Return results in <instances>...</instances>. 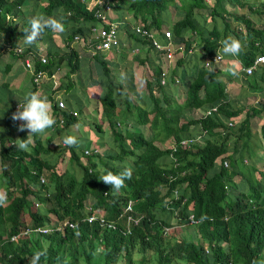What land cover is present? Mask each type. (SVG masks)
<instances>
[{
	"label": "trees",
	"instance_id": "trees-1",
	"mask_svg": "<svg viewBox=\"0 0 264 264\" xmlns=\"http://www.w3.org/2000/svg\"><path fill=\"white\" fill-rule=\"evenodd\" d=\"M213 1L211 4L205 0H118L114 11L119 22L124 19L127 23L148 29L168 27L174 39L180 40L187 31L196 32L208 54L216 48L218 40L233 34L238 40H243V50L238 59L243 65L249 64L259 51L253 42L264 39V26L255 27L250 18L233 14L235 20L244 23V33L238 26L232 25L228 16L223 15L222 0ZM233 1L241 4L240 0ZM26 3L27 0H0V9L11 10ZM36 13L57 17L63 14L66 26V32L62 34L46 29L37 41L40 46L71 40L75 33L85 35L89 28L84 27L97 21L84 0H35L31 17ZM126 22H121L120 27H124L128 38H134ZM0 31L11 33V38L14 37L15 28L4 22L1 13ZM22 43L24 51H34L30 48L34 45L25 48L23 39ZM57 48L55 45L54 58L59 55L60 62L68 59L70 69L79 66L76 51L67 50L65 56ZM48 52L53 54L49 49ZM150 52L148 50V54ZM97 59L101 66L96 67L99 79L95 88L99 89L100 104L105 115L109 116L107 121L110 126L114 127L118 117H112L109 111L125 103L126 122H131L134 128L149 124L153 133L147 137L142 129L125 130L123 133L113 130L115 152L106 151L104 158L95 153L88 158L87 166L80 163L77 148H72L70 159L80 163V177L70 171L71 168L58 174L51 158L59 152L50 144L45 146L40 138H36L27 151L19 150L9 139H2L1 158L8 156L10 162L8 184L21 189L20 194L13 195L9 186L5 185L8 201L0 205V264H29L36 250L47 253L40 264H117L120 260L123 264H264V205L261 203L264 170L257 156L260 143L264 140V124L261 125L263 137L260 141L258 138L254 140L249 122L255 109L249 107L245 111L227 102L220 106L217 114L204 118L193 116L194 109L226 100L228 96L223 77L226 81H234L236 77L229 72L226 74L200 65L194 78L182 86L183 100L178 102L175 88L169 83L161 85L158 80L161 67L159 56H150L149 65L154 80L147 83L146 96L139 95L135 103L131 95L128 96L125 85L115 80L120 75L113 74L109 62L101 56ZM119 64L112 63V67ZM181 64H185V60L179 58L174 72H179ZM50 71H54L53 65ZM255 79L264 83V65ZM73 93L75 88L66 89V95ZM14 113L12 110L7 117L10 127L18 122L12 119ZM66 116L67 123L76 121L75 117ZM228 120H232L234 126L228 127ZM197 124L201 126L200 131H206L203 144L195 149H178L175 155L179 165L174 168L168 157L170 150L162 148V143L166 139L177 142L192 136L190 126ZM91 125L101 138L103 130L100 124ZM220 128L229 131L223 134ZM220 158H227L230 168L219 164ZM245 158H249L248 163L244 162ZM128 166L132 168V175L120 190L111 189L99 179L102 169L120 173ZM44 174L47 179L42 184L39 177H44ZM171 176L173 179H170ZM175 189L179 191L177 200H174ZM44 191H47L48 197ZM29 196L36 197L44 206L29 212L30 226L49 223L48 213H53L59 220L69 217L79 221L76 228L65 226L63 232L55 231L43 238L7 241L19 228L22 215L31 205ZM88 197L92 201L91 209L106 210L107 217L112 219L122 212L123 204L133 199V215L140 219L132 233L124 235L119 229H102L96 223L80 221L88 213L84 206ZM169 200L173 201L175 210L166 208ZM190 214L201 222L184 225ZM175 217L179 220L178 224L184 225L179 232L173 223ZM95 239L100 241L101 250L94 245ZM140 252L144 255L139 258L137 255Z\"/></svg>",
	"mask_w": 264,
	"mask_h": 264
},
{
	"label": "clouds",
	"instance_id": "clouds-1",
	"mask_svg": "<svg viewBox=\"0 0 264 264\" xmlns=\"http://www.w3.org/2000/svg\"><path fill=\"white\" fill-rule=\"evenodd\" d=\"M28 1V0H27ZM94 0H84V2L87 3V7L91 8L94 12L96 6H92V2ZM114 3L116 4L118 0H113ZM206 2H211V4L214 2L213 0H205ZM225 1L226 0H222V10L221 12L223 13V15L225 16H230L232 13L230 10H228L225 6ZM232 2H235L233 0H229ZM241 1V0H240ZM9 1H7L8 3ZM237 3V2H235ZM114 4V6H115ZM241 4H243V2H241ZM27 6V3L23 6L20 7H15L11 10H4V9H0V13L2 14L3 20L6 24L13 26L15 28V32H14V37L11 38V40L7 43V45L5 47H2L3 51H7V52H12L14 55H16L22 62L24 68H26L30 73H31V77H32V81L34 84L36 85H40L43 83V81L45 79H50L52 81V85L50 88V92H51V101L48 100L47 96H43L41 95V93L39 91H32V90H27L24 92L23 94V102H19V104L16 105V108H14L15 113L12 116V119L14 121H22L23 123L21 124L19 130L20 131H25V133H22L21 135V139H17L16 142H12V144H14V146H16L19 150H23V151H27L29 150V146H32V144L34 143V141L31 139V137H33L34 135H43L46 134L47 130H49V135L53 133V131H55L56 129H60V132H63L68 126H70V123H67L65 117H67V112H69V114L73 117H77L78 115V111L77 109H75L73 106H71V104H74L75 101H78V97H75V101H73L71 99V96L73 95H66L63 96L61 95V93L66 94L65 91L61 88V84L59 81V77L57 75V71L58 69H55L54 67V71H50V69H48V57L46 54L42 55L39 52L34 51H24L23 47L19 44V40L22 42V39L24 41L25 44L27 45H33L35 44L38 39L40 37L43 36V34L45 33V30H50L53 33H58V34H62L66 32V26L64 23V15L60 14L59 17H57V15H45V14H41V13H36L34 14L32 17L31 15H25L23 8ZM114 6L113 9L111 11H114ZM107 12V16H108V20L111 22H116L117 24V39H118V45L116 47H112L108 50H104V51H98L95 54H92L91 50H89V48L82 42L80 41H76L74 39L75 35H80L82 37H84V39L87 36L92 35L93 37V32H92V27L95 28H99L101 27V24L96 22H92L91 24H87V26L84 27V29H86L87 27L89 28V31H86V35H81L79 33H75L74 36H72L71 40H64L63 46H68L70 45L71 42H77L80 43L90 54L91 58L96 62L95 64H99V66H101V63L98 61L97 57L101 56V58H104V60H107L109 62V67L112 68V63H116L111 62V58H106V51H110V50H116L118 52H120L118 50L119 45H126V41L122 42L119 38H118V32L120 31L119 28H123L124 27H120L121 22H126L124 19H122L120 22L117 21V15L116 17H113L110 15V12ZM225 12H228V14H225ZM29 21V22H28ZM27 23H29V27L26 28ZM127 23V22H126ZM254 23V21H253ZM128 28L131 30V32L134 34V36H137L138 39L140 40V42L144 45L147 46L148 50H150L151 52L148 54V52H146L143 55H140V57L135 56L137 63L140 65H146V67L149 69V73L147 74H143L140 77L144 78L145 82H146V91L144 92H140L139 95H145L148 93V88H147V83L149 81L154 80V75H153V71L151 69V66L149 65V58L150 56L153 55H158L159 56V63H160V73L158 76V80L160 82L161 85H165L166 83H169V85L171 86H178L180 85L181 88L184 84H186V82H190L196 73L197 67L198 66H202L206 69H214V70H221L222 72H225L226 74H228L227 72H229L233 77L235 76L236 79L234 81H226V78L223 77V80H225V89H226V93H227V99L224 100H220L219 102H216L215 104H212L209 107L206 108H197L193 110V116L196 118H204L207 116H212L214 114H217L219 111V108L221 105H223L225 102L232 103L236 106H239L241 108H244V110L246 111L249 107L254 108L255 111L251 114L250 117V122H249V127L251 129V133L254 135L252 137L258 138V140L260 141L261 137L259 136V132H261V125L264 124V83H262L261 81H257V84L255 87L253 88H249L248 90L256 95V91L259 90V93L261 94V96H257L255 98H253V102H252V106H243L241 104H239L236 100L230 98L229 92H228V88L232 87V86H237V85H241L243 82L245 83V81L250 77V76H254L257 74V72L259 71V67L264 65V60H258L259 57L264 56V39L263 40H256L255 42H253V45L259 48V51L256 52L253 61L250 62L249 64L243 65L240 60L238 59V55H240V53L243 50V46L242 43L236 39L235 37L228 35L225 39H220L218 40V45L216 46V48L212 51V53L208 54L206 52V50L204 49V47L202 46V43L199 41L198 36L196 35V32H192V31H188V34H183V36L180 38V40L178 39H174L173 38V33L171 31L170 28L166 27V28H161V29H157V28H147L148 30H151L155 33V38L161 42V43H165L166 39L164 37V32L165 31H170L172 36H171V42H172V53L171 54H167L165 49L162 50H158L156 49L154 46H152L150 44V42H148L147 40H145L144 38L141 37L140 34H138L135 31V26L134 24L131 23H127ZM17 25H19V29H18V34L17 33ZM85 31V30H84ZM123 31V30H122ZM3 32V31H0ZM4 34H7L5 32H3ZM25 33V35H24ZM194 37H196V40L194 39ZM168 41V40H167ZM56 44V42H53ZM67 43V44H66ZM130 43V42H128ZM58 47H63L60 45H57ZM39 48V46H38ZM50 50V49H49ZM130 50V49H129ZM51 51V50H50ZM134 53L138 54L140 53V49L138 46L133 47L132 50ZM125 53V51H122ZM51 58H54V52L53 54L49 53ZM194 55H198V59H196L195 62H193L192 57ZM225 55H230L229 57L225 56ZM199 56L201 57L200 61H199ZM127 56L122 55L121 58H123L120 63H122ZM181 58V60H185V64H181L179 65V72H174V68L176 67V64L178 62V59ZM188 58H190L188 60ZM37 59L42 65L43 67L41 68H36L34 65L33 60ZM42 59H44V61H42ZM97 59V60H96ZM140 60H144V61H140ZM188 60V62H187ZM227 62V65H223V62ZM187 62V63H186ZM27 63H29V65H27ZM93 65L94 70L96 69V65ZM234 64L235 67L232 65ZM232 66V67H231ZM236 71H235V69ZM251 68V72H248L247 70ZM238 71V73H236ZM131 72V73H130ZM183 72H186L185 74H187L186 76V81H184L183 79H181V74ZM126 74L132 76L133 72L130 69ZM99 75H97L96 77L93 76L92 78L95 79V81L97 82V79H99L98 77ZM123 76V75H122ZM122 76L120 75L119 78H121L120 81L116 80L117 82H121L122 83ZM38 78V79H37ZM57 78V84H56V79ZM244 78V81H243ZM163 81V82H162ZM243 83V84H244ZM93 87V91H87L89 87ZM126 87V86H125ZM127 88V87H126ZM156 88V85H155ZM246 90V88L244 89ZM58 91V92H57ZM128 91V96L130 97L131 95V90L127 88ZM176 91V90H175ZM94 92V95L96 94V92L98 93V99L100 96V92L96 91L95 89V83H92V85L88 86L86 88V91L83 92V94L88 96V93ZM59 93V94H56ZM80 94V93H79ZM202 94V91H201ZM245 99L246 96H243ZM140 97L137 96L135 98V103L137 101V99H139ZM85 101V100H84ZM88 101L89 98H88ZM59 103H62L63 105H60ZM99 103H100V99H99ZM101 105V104H100ZM87 106V102L85 101V105L84 107ZM124 106L125 103L121 104L120 106H116L113 107L111 109V112L109 111V113L112 114V117H118V119L115 121L114 127L110 126V124L108 123L107 119L109 118V116H106L104 113V108L101 105V111L103 112L102 114V119L99 120V122H97L98 124H100L101 129L103 130V135L101 138L98 137V140L96 143H93L92 141H90L92 143L91 147H84L82 150V155L79 157V161L82 165L87 166L88 165V158L86 155L93 157L95 153L99 154L101 158H104L106 156V151H108V153H114L115 152V148H116V138L114 136L113 130L117 131V132H124L125 130H130V131H138L140 129L143 130V127L148 126L149 128V124L145 125L143 127H138V128H134L133 124L130 122H126L125 120V116L124 115ZM245 111L242 114V118L245 116ZM64 112L65 116H64ZM195 113H197L198 115L195 116ZM263 113V118L261 119V122L259 124V128H254V126L252 125L251 122V118L253 116L258 115L259 118H261V115ZM127 114V113H126ZM241 118V119H242ZM240 119V120H241ZM77 121V119H76ZM75 121V122H76ZM105 122H107V126H109L110 128V135L111 137L108 139L109 142H111V149L108 148H104L103 150H101V148L104 147V145L106 143H109L108 141H102V138L104 137L105 131H106V126L105 124H103ZM121 122H123L124 126H121ZM93 122H91L92 124ZM96 123V124H97ZM227 126H234V122L232 120H228L227 122ZM18 124V122H17ZM120 126V127H118ZM10 127V126H9ZM19 127V126H18ZM200 125H191L190 126V132H192V136H187L184 138H181L179 141L174 142L172 139H166L163 143H162V148H168L170 150L169 152V160H171L174 168H176L179 164L176 158L175 153L178 151V149H195L197 145L199 144H203L204 139L203 137L206 134V131H204L203 129L200 131ZM11 129L14 128V126L10 127ZM134 128V129H133ZM94 129V128H93ZM219 131H221L223 134L227 133V131H229V129H226L224 131V129L220 128ZM144 132V130H143ZM153 133V132H152ZM145 134V132H144ZM146 135V134H145ZM147 136V135H146ZM40 137V136H39ZM148 137V136H147ZM61 139H59L58 141H55L56 138H50L48 139L47 144H45V146H47L48 144H50L51 146L55 147L58 152L60 158H62L61 162H54L55 163V171L56 170V166L57 165H62L63 161H64V156H66V153L70 154V157L68 158L67 164L65 166V168L62 169L61 172H57L62 173L67 171V168H71L73 167V164H76V166L80 169V175L77 176L76 173H74L77 177H80L82 174V169L80 168V163L76 162V161H72L71 158V153L70 150L72 148H77L79 147V140L74 136V135H68L65 134L64 136H60ZM2 139H9V141H12L10 137H5V138H0V141ZM41 139V137H40ZM255 140V139H254ZM163 144H168L167 146H164ZM228 144V141H227ZM261 144V148L259 149V153H257V156L261 159L260 161V167L264 170V140L262 141ZM0 150H1V144H0ZM83 155L86 156L85 160H83ZM53 158H51L52 160ZM245 163L249 162V158H245L244 160ZM99 163V167L102 168V165H100ZM219 164H222L224 167L226 168H230V163L229 160L227 158H223V160L220 158L219 159ZM10 169V162H9V158L8 156H5L3 158H1V152H0V189H3V191H0V205L5 204L8 201V196L6 195L5 192V185L9 186L8 189L9 191L11 190L13 195H17L20 194V189L21 187L19 186L16 187L12 184H8L7 181V171ZM101 175L99 176V179L106 185H110L111 189L114 188L115 190H120L122 187H124L125 184V180L126 179H130L131 175H132V168L131 166H128L126 168H124L123 171H121L120 173H114L110 170L107 169H102L101 170ZM170 179H173V176L170 177ZM39 180L42 184L45 183V179L44 177H39ZM225 188H227V190L229 189V187L225 186ZM18 192V193H14V192ZM174 193V200H177L179 198V191L177 189H175L173 191ZM44 195L46 197H48V193L47 191H44ZM34 198V202L31 201V204H34L35 207L38 209L39 206H41L40 201L36 198ZM29 200V199H28ZM89 201L87 204L86 202ZM84 201V206L86 207L88 213L85 214L80 221L83 222H87L88 224H93L96 223L100 228L102 229H108V230H121V232L124 235H130L132 233V229L134 226H136L139 222V217H135L133 215V208H134V200L130 199L128 200L125 204H123V209L122 212L115 218H108L107 217V213L106 210H100L99 208L94 207V209H91V199L90 197H88V199H86ZM261 203L262 205H264V191L262 193V198H261ZM47 204V203H46ZM30 207V206H29ZM44 207V206H41ZM48 208V206H47ZM167 209L170 210H175V208H173V201L169 200V203L166 205ZM100 211H103V213H100ZM34 212V211H33ZM26 213V212H25ZM53 214V213H52ZM25 215V219L28 216L27 214ZM24 215H22L21 220H20V226L17 230H15L10 236L9 238H7V241L10 242H14L16 240H19L21 238H25V239H30L32 237H36V238H43V236L45 234H49L55 231H60L63 232V229L65 226H69L73 229L76 228L77 224L79 221L77 220H71L69 219V217H65L64 219H56V216L54 215V217L50 218V213H48L47 218L49 219V223L45 224V225H36L35 227L30 226V220L31 218L29 217V221L25 222L24 224ZM30 216V215H29ZM66 220V221H65ZM179 221L176 217H175V221L174 226L176 227L177 225L180 226H184V225H196L199 224L201 222V220H196L193 216V214H190L186 220L184 225L182 224H178ZM165 230H167V227L164 228ZM94 245L98 248L100 245V241L98 239L94 240ZM2 246V242H0V248ZM102 247V246H101ZM102 249V248H101ZM100 249V250H101ZM99 250V248H98ZM47 253L46 251H42V250H36L34 252V255L32 256V258L29 261V264H40L41 258L44 257L46 258ZM122 261V260H120ZM119 261V262H120ZM123 264V261H122Z\"/></svg>",
	"mask_w": 264,
	"mask_h": 264
},
{
	"label": "rangeland",
	"instance_id": "rangeland-1",
	"mask_svg": "<svg viewBox=\"0 0 264 264\" xmlns=\"http://www.w3.org/2000/svg\"><path fill=\"white\" fill-rule=\"evenodd\" d=\"M33 2V1H32ZM31 2V3H32ZM241 2H243V4H239V3H235L229 0L225 1V6L228 10H230L232 13V15L228 16L230 18V20H232V25L234 26H238L244 33H245V26L244 23L242 21L239 20H235L234 15L233 14H237V15H242L244 17H248L252 20V22L254 21V26L255 27H261L264 26V5L262 4L264 2V0H241ZM177 4H179V2L177 1ZM252 7V8H251ZM174 9L171 7V12H173ZM252 11V12H251ZM110 15L113 17H116V13L115 11H111ZM120 31L118 32V38L124 42L126 41V45H119L118 47V51L116 50H110V51H106L105 54L111 56L115 61V62H119L123 59L121 58L122 56V51H125L127 55L126 59L119 64L118 67H112V72L113 74H119V75H123L122 76V83L131 90L132 94H131V98L133 100V102H135V98L137 96H139L140 92H144L146 91V82L144 80V78H141L140 76L143 74H147L149 73V69L146 67V65L142 66L140 64L137 63V60L135 58V56L140 57V55L145 54L146 52H148V48L146 45L142 44L140 42V40L138 39L137 36H134V38H128L126 36L127 32L125 29L123 28H119ZM123 30V31H122ZM126 33V34H125ZM87 33L85 32V35ZM185 34H188V31L185 32ZM231 36H233V34H230ZM235 37V36H233ZM236 38V37H235ZM237 39V38H236ZM240 41V40H239ZM243 41V40H242ZM242 41H240L242 43ZM128 42H132L134 43L136 46L139 47L140 49V53L136 54L132 50V46L130 45V43ZM130 49V50H129ZM155 57V55H153ZM196 59H198V55H194L192 57L193 62L196 61ZM201 57L199 56V61H200ZM223 62V61H222ZM97 67H99V64H95ZM223 65H227V62H223ZM263 66V65H262ZM262 66L259 67V70L262 68ZM88 68V67H87ZM130 69H132V76L126 74ZM186 72H183L180 76L181 79H183L184 81H186ZM86 75H88V70H86ZM92 75L93 76H97V72L96 69L92 71ZM79 76V75H78ZM78 76L73 75L72 79H74L76 81V78ZM56 80V84H57V78ZM115 80L120 81L121 78H117ZM77 83L80 84L79 79L77 78ZM91 83V84H90ZM92 83H96L95 79L90 78L86 80V84L87 85H92ZM244 83V82H243ZM241 85H237V86H232L230 88H228V92L230 95V98L236 100L239 104L243 105V106H252V100L253 98L257 97V96H261V94L259 93V90L256 91V95L251 93L248 89L249 88H253L256 86L257 84V80L255 79V75L254 76H250L248 78V80L245 81L244 84ZM185 85V84H184ZM183 85V86H184ZM86 87V86H85ZM79 88V87H78ZM173 88H175L176 90V97L175 99L178 102H181L183 100V91L180 85L178 86H173ZM246 88V90H244ZM96 89V88H95ZM84 90V89H83ZM96 91L99 92V89H96ZM58 92V91H57ZM59 94V93H56ZM155 94H157L155 92ZM61 95L66 96V94L61 93ZM88 96L83 94L82 90L80 92V94H73L71 96V99L73 101H75V97H78V101H75L74 104H71V106H73L75 109H77L78 111V115L76 117L77 121L72 123L70 126H68L63 132L62 135L64 136L65 134L68 135H74L78 140H79V147H77V152L79 153V155H82L83 152V148L84 147H91L92 143L90 141H92L93 143H96L98 140V137L95 133V130L93 129V125H91V122L93 123H97L99 122V120L102 119V114L103 112L101 111V105L99 103V99H98V93L96 92V94L94 95V92L88 93ZM246 96L245 99H243ZM88 98L90 101H88ZM87 102V106L84 107L85 105V101ZM67 115L72 117L69 112H67ZM127 114H124L123 116H126ZM198 114L195 113V116H197ZM263 118V113L261 115V118H259L258 115L253 116L251 118V122L252 125L254 126V128H259V124L261 122V119ZM121 126L123 127L124 124L123 122H121ZM105 126H106V131L104 134V137L102 138V141H108V139L111 137L110 135V128L109 126H107V122L104 121ZM120 127V126H118ZM9 129L11 130V128L9 126H4V130ZM134 129V128H133ZM135 130V129H134ZM143 130L145 132V134L150 137L152 135V131L151 128L148 126L143 127ZM5 135H7L8 137L12 138L11 134H8L7 132H5ZM254 135V133H253ZM259 136L263 137V133L259 132ZM36 138H40L39 135H35L33 137H31V139L34 141L36 140ZM255 139V137H253ZM17 139H21V137H18ZM59 138H56L55 141H58ZM90 140V141H89ZM109 142V141H108ZM111 142L106 143L104 145L103 148H101V150H103L104 148H108L111 149ZM164 146H167L168 144H163ZM264 147V145H263ZM70 153V152H69ZM87 158H91V156L86 155ZM86 156L83 155V160H85ZM64 161L62 165H57L56 166V170L57 172H61L63 168H65L68 158L70 157V154L66 153V156H64ZM62 158H60V156L55 157L54 159H52V161L54 162H61ZM159 161H162V159H160ZM69 170V168H68ZM70 171H73L74 173H76L77 176L80 175V169L76 166V164H73V167H71ZM44 179L46 181L47 178H45L47 175L44 174ZM46 183V182H45ZM0 191H3V189H0ZM14 193H18L17 191ZM28 199L32 202H34V198H32V196H29ZM86 202V201H85ZM89 201L86 202V204ZM49 207V206H48ZM35 205L31 204L29 209L26 210V213L28 216L25 219V215H24V224L25 222L29 221V212H32L35 210ZM100 213H103V211H100ZM54 217V215L52 213H50V218ZM66 221V220H65ZM176 230H181V226L177 225L176 226ZM99 250L102 248L101 246L98 247ZM149 253H146L145 255H148ZM142 255H144L143 252H140L137 257H141ZM117 264H122V261L118 262Z\"/></svg>",
	"mask_w": 264,
	"mask_h": 264
},
{
	"label": "crops",
	"instance_id": "crops-1",
	"mask_svg": "<svg viewBox=\"0 0 264 264\" xmlns=\"http://www.w3.org/2000/svg\"><path fill=\"white\" fill-rule=\"evenodd\" d=\"M34 4L35 0L27 1V6L23 8L25 15L31 14ZM18 29L19 25H17L16 34H18ZM10 40L11 33L4 34L3 32H0V138L8 137L7 135H5V132H7L12 136V141L10 142H16L17 138L21 137L22 133H25L26 130H19L21 124L23 123L22 121H18V124H11L12 126H14V128L11 130H4V126H9V121L7 119L8 115L12 110H14V108H16V105L19 104V102H23V94L27 90L39 91L41 95L47 96L48 100L51 101L52 96L50 88L52 85V81L47 78L40 85L34 84L32 81L31 73L26 68H24L21 60L12 52L2 50V47H5ZM54 42H56L57 45L63 46L64 40ZM19 44L24 47L23 43L20 40ZM56 44H54L53 42H48V44L40 46L36 42L35 44H33L34 47L30 48H33L32 50H35L36 52H39L42 55H47L49 61V63L47 64L49 66L48 69H50L51 65H53L55 68L56 66L60 67V69H58L57 71V75L59 77L61 88L65 91V93L66 89L70 90L71 88H75V93L73 94H79L81 90L82 92H85L87 88L86 80L87 78L90 79L93 77V65L96 62L91 58L89 52L80 43L71 42L68 46H58L57 49H59L61 54H64L65 56L67 55V50L77 52L78 59L80 60L79 66L74 69H70V66L68 65V59H65L60 62L61 58L59 57V55H57L55 58H51L50 54H48V49L55 53ZM33 45L26 44L25 48L26 46ZM130 45L132 47H136V45L132 42H130ZM38 46L39 48H37ZM105 57L111 58V56L109 55H106ZM112 60L114 59H111V62H114ZM33 62L36 68L43 67V65L37 59H34ZM86 70H88V75H86ZM73 75H79L77 78L79 79L80 84L77 83V78L76 81L72 79ZM93 87L94 86L89 87L87 91H93ZM39 136L41 137V140L44 142V144H47L51 141H48L49 137L51 139H61L60 136H62V132H60V129H56L55 131H53L52 134L49 135V130H47L46 134ZM257 153H259V150L257 151ZM57 155H55L54 157L52 156V158L54 159L55 157H57Z\"/></svg>",
	"mask_w": 264,
	"mask_h": 264
},
{
	"label": "built area",
	"instance_id": "built-area-1",
	"mask_svg": "<svg viewBox=\"0 0 264 264\" xmlns=\"http://www.w3.org/2000/svg\"><path fill=\"white\" fill-rule=\"evenodd\" d=\"M114 4L115 3L113 0H94L92 2V6H96V8L93 12V15L94 18L97 20V23L101 24V27L91 28L93 32V37L91 35V37L87 36L84 39V37L80 35L74 36V39L76 41H80L84 43L89 48V50H91L92 54H95L98 51L108 50L118 45L117 31H116L117 24L116 22L109 21L107 16V12L113 9ZM135 31L138 34H140L142 38L150 42V44L154 46L156 49L158 50L165 49L167 54L172 53V42H171L172 34L170 31L164 32V37L166 39L165 43L159 42L155 38V33L151 30H148L142 25L135 26ZM258 60L263 61L264 56L259 57ZM42 61H44V59H42ZM27 65H29V63H27ZM247 71L251 72V68H249ZM59 104L63 105L62 103Z\"/></svg>",
	"mask_w": 264,
	"mask_h": 264
}]
</instances>
